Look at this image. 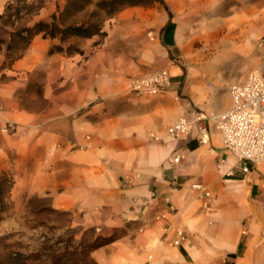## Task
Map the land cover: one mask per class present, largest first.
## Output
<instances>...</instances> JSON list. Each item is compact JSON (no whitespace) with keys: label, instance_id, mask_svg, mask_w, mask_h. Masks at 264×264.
<instances>
[{"label":"crops","instance_id":"1","mask_svg":"<svg viewBox=\"0 0 264 264\" xmlns=\"http://www.w3.org/2000/svg\"><path fill=\"white\" fill-rule=\"evenodd\" d=\"M164 1L159 16L104 22L88 63L49 52L76 42L86 54L96 36L37 35L5 68L0 50V179H12L11 197L39 198L111 238L93 251L97 264H264V162L242 174L213 120L248 79L223 65L264 67V0ZM164 68L167 92L131 93L133 79ZM191 112L207 117L206 145L196 127L183 140L168 133Z\"/></svg>","mask_w":264,"mask_h":264},{"label":"rangeland","instance_id":"2","mask_svg":"<svg viewBox=\"0 0 264 264\" xmlns=\"http://www.w3.org/2000/svg\"><path fill=\"white\" fill-rule=\"evenodd\" d=\"M67 1L47 0L42 10L31 15H24V11H21L19 16L27 17L17 22L13 19L0 20V50H4L5 54L6 45L1 44L2 41L8 40L9 32L28 27L30 16H45L41 20L48 21L58 9L62 11L65 8ZM100 1L103 0H92L91 4L69 19L68 23L82 24L94 20L103 25L107 20L117 16H159L164 9H169L164 0H161L162 2L147 0L145 5L126 7L112 18H107L98 10L97 5ZM8 3L13 4L11 14L22 6V3H13V0H9L5 6ZM26 3H35V0H28ZM4 9L0 16L4 13ZM196 15L200 16L199 11H196ZM263 37L258 46L260 48L264 45ZM106 38L107 36H96L92 49L86 54L76 42L70 46L65 44L63 52L69 55H81L82 61L88 63ZM211 55L213 54H208L209 57ZM233 63L241 66L242 60L238 58L237 63ZM8 65L3 58L1 68ZM221 71L225 75L231 73L241 75L246 72V76L249 77L253 72L264 73V67L256 63L246 69H234L228 64L223 65ZM5 178L7 181L0 195V264H97L92 257L93 251L106 244L111 238L103 237L96 229L78 225L74 214L57 211L39 198L11 197L13 181L11 178Z\"/></svg>","mask_w":264,"mask_h":264},{"label":"built area","instance_id":"3","mask_svg":"<svg viewBox=\"0 0 264 264\" xmlns=\"http://www.w3.org/2000/svg\"><path fill=\"white\" fill-rule=\"evenodd\" d=\"M170 87L171 75L164 68L133 79L130 89L137 97H152L167 92ZM228 92L233 101L232 108L213 120L222 137L224 150L238 160L240 171L247 175L250 172L248 164L258 166L264 162V73L253 72L243 84L231 85ZM190 116V119L179 118L168 128V133L183 140L196 127L198 142L208 144L210 131L205 125L207 117L198 112H191ZM181 159L176 156L172 163L179 164ZM227 175L233 176V170L229 169Z\"/></svg>","mask_w":264,"mask_h":264},{"label":"trees","instance_id":"4","mask_svg":"<svg viewBox=\"0 0 264 264\" xmlns=\"http://www.w3.org/2000/svg\"><path fill=\"white\" fill-rule=\"evenodd\" d=\"M28 0H13L14 2L22 3V6L11 14L13 8L12 3L5 6L4 13L0 16V20L13 19L16 22L23 17L19 16L21 11L24 15H31L36 11L42 10L47 0H35V3L27 4ZM147 0H103L97 5L98 10L103 12L107 18H112L116 13L120 12L126 7L142 6L146 4ZM162 2L161 0H159ZM92 0H68L65 8L54 13L48 21L41 20L36 22L33 26L23 27L19 30H14L8 33V40H3L1 44L6 45L4 59L8 64H12L18 60L28 45L37 35H42L44 38L59 39L62 43L71 38H92L94 36H106L102 25L94 20L84 22L82 24H69L68 21L79 12L83 11ZM64 48L60 45L54 46L50 49V54L55 52H63ZM6 178L3 176L0 179V195L3 192Z\"/></svg>","mask_w":264,"mask_h":264},{"label":"bare ground","instance_id":"5","mask_svg":"<svg viewBox=\"0 0 264 264\" xmlns=\"http://www.w3.org/2000/svg\"><path fill=\"white\" fill-rule=\"evenodd\" d=\"M259 73V71H257ZM261 73V72H260Z\"/></svg>","mask_w":264,"mask_h":264}]
</instances>
